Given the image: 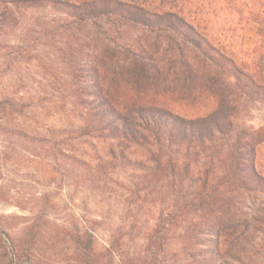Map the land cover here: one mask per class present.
I'll list each match as a JSON object with an SVG mask.
<instances>
[{
	"label": "trees",
	"instance_id": "trees-1",
	"mask_svg": "<svg viewBox=\"0 0 264 264\" xmlns=\"http://www.w3.org/2000/svg\"><path fill=\"white\" fill-rule=\"evenodd\" d=\"M27 12L71 33L69 122L48 140L61 137L69 154L58 155L91 183L125 175L131 211L146 206L134 220L142 250L120 262L103 263L94 231L73 226L79 264H160L173 241L204 264L264 262V125L236 124L264 105V18L234 0H0V33ZM248 21L257 30L246 54ZM10 110L0 102V117ZM24 234L16 242L0 228V264H33Z\"/></svg>",
	"mask_w": 264,
	"mask_h": 264
},
{
	"label": "rangeland",
	"instance_id": "rangeland-1",
	"mask_svg": "<svg viewBox=\"0 0 264 264\" xmlns=\"http://www.w3.org/2000/svg\"><path fill=\"white\" fill-rule=\"evenodd\" d=\"M234 1L239 7L252 6L253 13L264 18L263 2ZM58 20L46 12H27L15 27L0 33V102L9 101L13 108L0 117V228L16 242L31 229L33 264H79L67 237L73 226L94 231L95 250L103 263L109 262L110 254L120 262L142 250L135 231L140 225L134 220H144L146 206L131 211L135 206L127 203L122 188L125 175L112 182L91 183L58 155L60 150L69 154L61 145L63 139L48 140V130L69 122L64 102L73 91L66 86L64 71L71 59L67 45L71 33L59 28ZM256 30L250 21L243 27L241 44L246 54L254 49ZM236 124L253 130L262 127L264 105L249 106ZM67 146L87 151L78 142ZM130 225L135 226L132 231ZM120 226L122 230L116 231ZM203 259V255L186 256L173 241L157 260L204 264Z\"/></svg>",
	"mask_w": 264,
	"mask_h": 264
}]
</instances>
